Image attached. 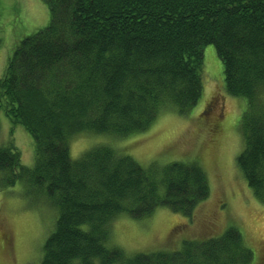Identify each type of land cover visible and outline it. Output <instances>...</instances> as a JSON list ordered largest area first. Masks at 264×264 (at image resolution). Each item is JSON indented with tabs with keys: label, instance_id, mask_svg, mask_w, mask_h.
I'll return each mask as SVG.
<instances>
[{
	"label": "trees",
	"instance_id": "obj_1",
	"mask_svg": "<svg viewBox=\"0 0 264 264\" xmlns=\"http://www.w3.org/2000/svg\"><path fill=\"white\" fill-rule=\"evenodd\" d=\"M41 1L48 25L15 47L0 79V112L34 143L30 168L12 144L0 146L1 184H20L57 211L40 264H252L254 247L236 228L175 250L127 256L110 246L120 215L167 208L190 218L209 197L206 174L197 163L142 168L103 145L72 161L68 142L125 138L162 112L188 114L212 45L223 92L245 101L236 166L264 205V0Z\"/></svg>",
	"mask_w": 264,
	"mask_h": 264
},
{
	"label": "rangeland",
	"instance_id": "obj_2",
	"mask_svg": "<svg viewBox=\"0 0 264 264\" xmlns=\"http://www.w3.org/2000/svg\"><path fill=\"white\" fill-rule=\"evenodd\" d=\"M49 12L41 0H0V79L15 47L45 28ZM203 87L200 101L184 116L162 112L142 133L125 138L82 134L69 142L72 161L103 145L132 158L142 168L170 163H197L207 177L210 194L190 218L167 208L135 220L116 217L109 225L110 246L125 255L175 250L186 239L203 241L236 228L249 241L257 264H264V205L253 197L236 166L243 149L238 128L245 101L223 92V70L212 45L203 48ZM12 144L22 165L34 160L32 138L12 126L0 112V146ZM0 174V264H40L42 246L54 228L57 211L44 196L32 194L20 184L5 187Z\"/></svg>",
	"mask_w": 264,
	"mask_h": 264
}]
</instances>
